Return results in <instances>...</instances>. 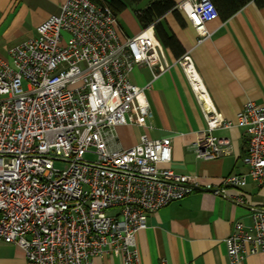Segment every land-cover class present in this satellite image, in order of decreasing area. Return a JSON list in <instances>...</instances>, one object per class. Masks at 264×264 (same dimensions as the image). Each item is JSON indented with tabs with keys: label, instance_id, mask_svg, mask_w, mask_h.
<instances>
[{
	"label": "built area",
	"instance_id": "built-area-1",
	"mask_svg": "<svg viewBox=\"0 0 264 264\" xmlns=\"http://www.w3.org/2000/svg\"><path fill=\"white\" fill-rule=\"evenodd\" d=\"M183 11L197 44L208 39L205 24L218 18L214 5L192 0ZM118 28L108 7L66 0L34 38L0 59V241L17 247L28 264H94L106 253L139 264L135 237L148 216L203 187L170 168L169 138L142 135L131 148L114 147L116 127H142L151 114L147 87L132 84L130 73L156 68V79L168 68L153 26L125 39ZM175 64L205 123L189 149L201 161L228 155L230 142L214 131L233 123L211 109L189 53ZM236 121L248 138V173L223 178L217 195L264 180V107L248 102ZM249 217L224 241L230 264L264 255V209Z\"/></svg>",
	"mask_w": 264,
	"mask_h": 264
},
{
	"label": "crops",
	"instance_id": "crops-1",
	"mask_svg": "<svg viewBox=\"0 0 264 264\" xmlns=\"http://www.w3.org/2000/svg\"><path fill=\"white\" fill-rule=\"evenodd\" d=\"M174 1L178 19L168 12L161 22L189 53L211 109L233 123L230 129L214 131V135L230 142V153L201 161L189 149L205 131V123L182 70L175 64L177 59L162 46L159 55L168 66L165 72L153 79L156 68L139 66L129 77L132 84L147 87L151 114L142 127H116L114 147L131 148L142 135L154 140L169 138L170 168L179 175L195 176L201 186L216 190L221 188L223 178L248 173L242 161L248 138L237 125L236 115L248 102L264 107V0L262 6L248 3L227 20L218 16L207 22L205 28L211 36L200 44L183 11L192 0ZM65 2L0 0V59L6 60L10 49L34 38L36 27L57 15ZM118 24L121 39L142 31L127 35ZM238 198L242 204L236 202ZM256 209H264V180L258 183L248 179L243 188H224L220 195L194 191L148 216L146 229L135 237L139 264H161L163 260L166 264H230L224 241L235 223L249 225V216ZM0 264L28 263L17 247L0 241ZM94 264L122 262L117 253H106ZM235 264H264V255H248Z\"/></svg>",
	"mask_w": 264,
	"mask_h": 264
},
{
	"label": "trees",
	"instance_id": "trees-1",
	"mask_svg": "<svg viewBox=\"0 0 264 264\" xmlns=\"http://www.w3.org/2000/svg\"><path fill=\"white\" fill-rule=\"evenodd\" d=\"M90 2L108 7L112 14L117 17L128 5H137L143 0H89ZM215 7L218 16L222 20H227L242 7L250 2H255L257 6H262L261 0H209ZM174 0H154L145 8L136 11L137 20L143 29L153 26L154 36L160 45L168 50L175 59H179L185 53L179 40L168 28H165L161 20L166 13L171 12L178 19ZM182 25V24H180Z\"/></svg>",
	"mask_w": 264,
	"mask_h": 264
},
{
	"label": "rangeland",
	"instance_id": "rangeland-1",
	"mask_svg": "<svg viewBox=\"0 0 264 264\" xmlns=\"http://www.w3.org/2000/svg\"><path fill=\"white\" fill-rule=\"evenodd\" d=\"M150 1H154V0H143L141 3L137 5H133V4L128 5L127 8L122 13L117 15L118 21L127 35H131V33H137L142 29L137 20L136 11L141 10L143 6ZM23 89H26L25 83H23ZM85 158L89 160L93 159L92 156H86Z\"/></svg>",
	"mask_w": 264,
	"mask_h": 264
},
{
	"label": "water",
	"instance_id": "water-1",
	"mask_svg": "<svg viewBox=\"0 0 264 264\" xmlns=\"http://www.w3.org/2000/svg\"><path fill=\"white\" fill-rule=\"evenodd\" d=\"M195 190L199 192H206V193H211V194L215 192V190L213 189H206L203 187H196Z\"/></svg>",
	"mask_w": 264,
	"mask_h": 264
}]
</instances>
